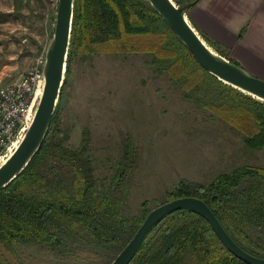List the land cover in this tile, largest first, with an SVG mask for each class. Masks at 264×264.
<instances>
[{
    "label": "trees",
    "instance_id": "16d2710c",
    "mask_svg": "<svg viewBox=\"0 0 264 264\" xmlns=\"http://www.w3.org/2000/svg\"><path fill=\"white\" fill-rule=\"evenodd\" d=\"M213 45L222 54V46ZM100 53L146 55L145 63L165 74L185 102L211 121L228 124L248 151H264V101L202 67L148 0H74L66 76L74 57ZM57 124L58 105L39 150L0 190V264H42L51 255L78 261L97 250L111 264L150 212L147 201L138 212L128 208L138 159L133 143L100 179L89 134L72 148ZM185 196L205 201L239 245L264 257V165L240 164L206 183L183 179L168 192L170 200ZM17 244L36 247L48 258L25 257ZM129 264L247 263L223 245L205 218L178 209L151 228Z\"/></svg>",
    "mask_w": 264,
    "mask_h": 264
},
{
    "label": "rangeland",
    "instance_id": "374dc122",
    "mask_svg": "<svg viewBox=\"0 0 264 264\" xmlns=\"http://www.w3.org/2000/svg\"><path fill=\"white\" fill-rule=\"evenodd\" d=\"M58 2L0 0L1 85L19 81L34 65L46 68ZM184 9L195 31L216 50L213 43L219 44L206 39L187 15L188 8ZM146 58L104 53L74 57L57 104V126L67 134L66 144L76 148L89 134L98 178L109 176L126 144L133 143L138 159L129 181L131 212H138L145 201L150 211L169 201L168 192L183 179L206 183L240 164L264 165V151H248L228 124L211 121L208 114L185 102L178 87L145 63ZM24 135L21 131L14 142ZM16 248L25 257L48 258L31 245ZM51 256L42 264L109 262L104 250L87 253L78 261Z\"/></svg>",
    "mask_w": 264,
    "mask_h": 264
},
{
    "label": "water",
    "instance_id": "95a60500",
    "mask_svg": "<svg viewBox=\"0 0 264 264\" xmlns=\"http://www.w3.org/2000/svg\"><path fill=\"white\" fill-rule=\"evenodd\" d=\"M148 1L189 48L202 67L220 80L264 101V79L253 75L211 49L187 20L184 7L177 6L173 0ZM73 16L74 0H59L54 38L47 52L43 93L23 139L5 163L0 165V190L28 165L47 134L66 78ZM178 209H190L205 218L223 245L247 264H264V257L256 256L239 245L209 205L195 196L175 198L153 208L134 237L111 264H129L151 228L167 214Z\"/></svg>",
    "mask_w": 264,
    "mask_h": 264
},
{
    "label": "crops",
    "instance_id": "0c3cea01",
    "mask_svg": "<svg viewBox=\"0 0 264 264\" xmlns=\"http://www.w3.org/2000/svg\"><path fill=\"white\" fill-rule=\"evenodd\" d=\"M175 1L185 8L193 0ZM186 13L225 57L264 79V0H197Z\"/></svg>",
    "mask_w": 264,
    "mask_h": 264
},
{
    "label": "built area",
    "instance_id": "2783aa9c",
    "mask_svg": "<svg viewBox=\"0 0 264 264\" xmlns=\"http://www.w3.org/2000/svg\"><path fill=\"white\" fill-rule=\"evenodd\" d=\"M41 82L45 83V68L34 65L19 81L0 84V163L7 151L13 150L18 134L29 128L33 120L30 119L31 105Z\"/></svg>",
    "mask_w": 264,
    "mask_h": 264
},
{
    "label": "bare ground",
    "instance_id": "6f19581e",
    "mask_svg": "<svg viewBox=\"0 0 264 264\" xmlns=\"http://www.w3.org/2000/svg\"><path fill=\"white\" fill-rule=\"evenodd\" d=\"M188 20V19H187ZM206 43V42H205ZM208 45V44H207ZM212 49V48H211ZM43 87H44V82H41L40 84H39V86H38V88H37V90H36V93H35V96H34V99H33V102H32V105H31V109H30V119L32 120L33 119V116H34V114H35V110H36V108H37V106H38V104H39V100H40V98H41V96H42V93H43ZM28 128H26V130H27ZM25 130V131H26ZM20 141L21 140H19V141H16L15 142V148H17V146L19 145V143H20ZM15 148H14V150H15ZM14 150H13V152H14ZM9 157V156H8ZM7 157V158H8ZM7 158H5V159H3L2 160V163H1V165L3 164V163H5V161L7 160Z\"/></svg>",
    "mask_w": 264,
    "mask_h": 264
}]
</instances>
